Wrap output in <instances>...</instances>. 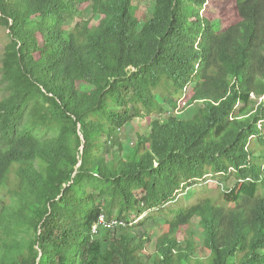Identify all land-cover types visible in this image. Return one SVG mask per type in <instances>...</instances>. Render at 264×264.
<instances>
[{"label": "trees", "instance_id": "trees-1", "mask_svg": "<svg viewBox=\"0 0 264 264\" xmlns=\"http://www.w3.org/2000/svg\"><path fill=\"white\" fill-rule=\"evenodd\" d=\"M137 1L0 0V264H264V0Z\"/></svg>", "mask_w": 264, "mask_h": 264}, {"label": "rangeland", "instance_id": "rangeland-1", "mask_svg": "<svg viewBox=\"0 0 264 264\" xmlns=\"http://www.w3.org/2000/svg\"><path fill=\"white\" fill-rule=\"evenodd\" d=\"M137 3L139 4V9L141 11L147 10L149 7V3L146 0H138ZM233 5L231 2H220L216 4H208L206 6V10L204 11L203 15L207 16L211 20H219L220 23H224L225 21L230 20L233 17ZM8 41L7 38V31L0 27V64H1V59H2V52H3V47ZM5 94L4 90V84H0V97ZM188 96L186 95L183 100L180 99L178 108H187L188 104L185 102L187 101ZM147 131V126L140 120H134L130 125L125 126L124 128L121 129L120 131V137L122 139L123 145H124V150L128 151L132 144L135 141V134H143ZM235 184V180L233 178H230L228 180H224L221 177L215 176V175H208L206 176V179L203 181L198 182L197 184L193 185L190 189H185L179 192V195L176 197V200L174 202L166 205L168 208H177V207H184L188 206L195 201H197L199 198L202 197H212V198H220V194L226 190H229L232 188ZM151 214V213H150ZM148 213H144L138 218H134V216L130 217V222L132 224H137L138 221L145 220L147 218ZM166 216L164 213L162 214H156L154 215V219L148 220L146 223V231L150 232L151 235V243H148L146 245V249L148 252L153 251V244L154 241L156 240V236L158 234V227H156V223H162L163 220H161V217ZM197 222L198 219H193L192 224H193V229L197 230ZM120 228L115 227L111 231L115 232L118 231ZM195 238L198 240L199 239V234L196 231V235H194Z\"/></svg>", "mask_w": 264, "mask_h": 264}, {"label": "built area", "instance_id": "built-area-1", "mask_svg": "<svg viewBox=\"0 0 264 264\" xmlns=\"http://www.w3.org/2000/svg\"><path fill=\"white\" fill-rule=\"evenodd\" d=\"M125 226L123 221L112 219L106 220L104 216H101L96 224L93 225L91 232L93 235L98 234L101 230H111L115 227Z\"/></svg>", "mask_w": 264, "mask_h": 264}]
</instances>
